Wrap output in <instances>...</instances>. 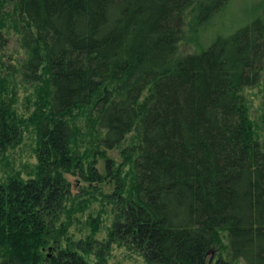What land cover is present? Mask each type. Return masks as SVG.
I'll return each mask as SVG.
<instances>
[{"label":"trees","instance_id":"1","mask_svg":"<svg viewBox=\"0 0 264 264\" xmlns=\"http://www.w3.org/2000/svg\"><path fill=\"white\" fill-rule=\"evenodd\" d=\"M5 1L32 53L24 74L47 77L50 101L38 118L35 176L0 182V264H109L115 244L148 264H210L222 233L232 260L264 264V137L243 106L264 73V9L180 55L188 11L208 24L233 0ZM90 105L106 150L133 131L138 142L127 157L131 186L119 182L106 197L114 219L104 241L95 237L101 216L85 240L69 234L91 204L72 197L67 175L104 178L73 150L68 117ZM19 120L0 105V161L23 142Z\"/></svg>","mask_w":264,"mask_h":264},{"label":"rangeland","instance_id":"2","mask_svg":"<svg viewBox=\"0 0 264 264\" xmlns=\"http://www.w3.org/2000/svg\"><path fill=\"white\" fill-rule=\"evenodd\" d=\"M0 0V105L11 106L12 111L19 118V123L26 124L23 130V142L17 148L10 149L4 159L0 161V182H7L9 178L34 177L36 171L38 147L37 134L39 130L38 118L48 113L45 108L50 101L47 77L40 81L34 77H27L23 65L32 56L24 44L22 18L12 2ZM264 9V0H233L228 8L213 17L208 24H197L195 9L188 11L184 39L179 44L180 55L196 53L206 48L219 35H228L241 26L247 24ZM48 90V92H47ZM243 105L252 121L254 131L259 137H264V73L258 85L244 91ZM45 115V114H44ZM97 111L94 105L77 110L72 117H68L74 129L73 150L78 152L86 165L92 164L103 175V182L89 183L78 175H67L71 184L72 197L85 198L90 202L86 213L74 215L73 227L69 234L77 241L85 240L93 234V222L99 216L103 221L101 232L95 237L106 240L108 231L113 225V207L106 197L113 194L118 183L127 185L135 177L134 163L129 162L131 149L133 158L136 157V131L128 134L120 146L106 150L102 145L103 134L97 123ZM21 121V122H20ZM24 127V126H23ZM114 164L113 174L109 175L107 162ZM118 172V174H116ZM78 198V197H77ZM223 234V247L216 250L209 258L214 264L216 255L222 256L232 264H246L242 259L232 260L226 233ZM109 264H148L144 257L128 246H113Z\"/></svg>","mask_w":264,"mask_h":264}]
</instances>
